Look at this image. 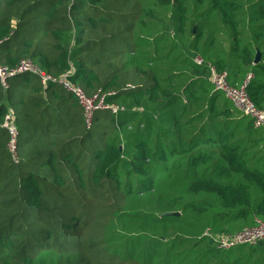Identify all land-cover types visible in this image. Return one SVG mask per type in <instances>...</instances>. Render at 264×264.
Returning a JSON list of instances; mask_svg holds the SVG:
<instances>
[{
	"label": "trees",
	"instance_id": "1",
	"mask_svg": "<svg viewBox=\"0 0 264 264\" xmlns=\"http://www.w3.org/2000/svg\"><path fill=\"white\" fill-rule=\"evenodd\" d=\"M24 58L118 109L0 82V264H264L218 246L264 223V129L209 80L250 74L264 110V0H0V63Z\"/></svg>",
	"mask_w": 264,
	"mask_h": 264
},
{
	"label": "built area",
	"instance_id": "2",
	"mask_svg": "<svg viewBox=\"0 0 264 264\" xmlns=\"http://www.w3.org/2000/svg\"><path fill=\"white\" fill-rule=\"evenodd\" d=\"M194 60L197 63L201 62L200 57H195ZM23 72L36 74L41 78L43 83L49 79L55 81L68 92L72 93L83 109V115L87 126L90 125L93 113L96 110L110 109L112 113H115L118 109L116 105L106 103L103 94L96 92L92 95H87L81 87L69 81L66 74H62L57 78L53 77L40 70L28 58L21 59L15 67H8L0 63V82L2 85H5L7 77ZM250 76V74H247L242 84L239 87H235L229 82L226 71H220L213 65L209 66V80L213 87L223 92L236 108L248 115L252 119L254 127L264 129V110L258 109L245 91L246 81H248ZM0 125L6 128L10 134L8 148L14 155L18 133L13 121V115L9 113L5 114ZM217 240L218 246L221 248H228L241 243L254 244L261 240L264 241V223L257 220L255 225L243 227L232 234L220 235Z\"/></svg>",
	"mask_w": 264,
	"mask_h": 264
},
{
	"label": "water",
	"instance_id": "3",
	"mask_svg": "<svg viewBox=\"0 0 264 264\" xmlns=\"http://www.w3.org/2000/svg\"><path fill=\"white\" fill-rule=\"evenodd\" d=\"M260 59V52L257 50L256 51V53H255V56H254V60H253V62L255 63V62H257L258 60ZM166 214H179V212H168V213H166Z\"/></svg>",
	"mask_w": 264,
	"mask_h": 264
}]
</instances>
